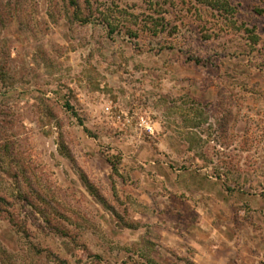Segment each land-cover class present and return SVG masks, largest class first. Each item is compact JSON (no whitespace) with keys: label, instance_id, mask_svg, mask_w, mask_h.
<instances>
[{"label":"rangeland","instance_id":"1","mask_svg":"<svg viewBox=\"0 0 264 264\" xmlns=\"http://www.w3.org/2000/svg\"><path fill=\"white\" fill-rule=\"evenodd\" d=\"M8 1L0 264H264V0L200 10L207 40L185 3L159 52L70 23L60 0Z\"/></svg>","mask_w":264,"mask_h":264},{"label":"trees","instance_id":"2","mask_svg":"<svg viewBox=\"0 0 264 264\" xmlns=\"http://www.w3.org/2000/svg\"><path fill=\"white\" fill-rule=\"evenodd\" d=\"M60 3L61 5L58 4L57 6H59V10L62 9L64 17L70 23L87 25L98 22L106 28L109 36L123 34L139 50L146 48L148 51L155 52L174 48L177 36L181 34L184 25L188 22L185 11L190 12V17H194V20L198 21L197 27L198 30L200 28V38L207 40L211 36L210 33H207L206 24L208 19L203 17L200 10L205 9L207 13L211 15L216 13L222 18L232 15L235 10L230 0H180L181 7L178 6V1L175 2V0H60ZM185 3H189L190 6L183 11ZM17 4L18 0H10L5 8H9L10 12H14ZM256 11L263 12L262 10ZM6 13L2 14V11H0V29L6 22ZM245 31L248 33L250 44L257 45L258 37L254 31L249 28H245ZM140 40L142 42H139ZM209 58L206 57L204 60L201 57H195L194 62L195 64L202 63L205 65L209 62ZM3 76L4 73L0 71V80L3 79ZM4 82L3 80L0 81V86H5ZM65 105L68 110H73V106L68 102ZM72 113L77 116L75 111ZM77 118L79 124L83 125L80 117L77 116ZM85 131L89 133L87 129ZM107 161L112 169L117 168L116 161L110 158ZM216 176L220 178L218 173H216ZM223 186L227 192H234L242 188L241 183H237L233 187L225 184ZM23 200L28 203L27 199ZM57 232L63 236H69L59 230ZM33 249L37 251V254L42 252L38 247L33 246ZM48 254L53 257L56 264H68L65 259L60 258L58 255L52 252H48ZM78 261L80 260L78 259Z\"/></svg>","mask_w":264,"mask_h":264}]
</instances>
